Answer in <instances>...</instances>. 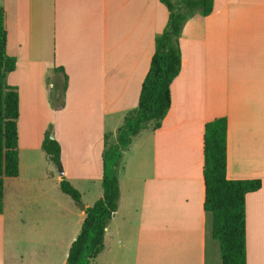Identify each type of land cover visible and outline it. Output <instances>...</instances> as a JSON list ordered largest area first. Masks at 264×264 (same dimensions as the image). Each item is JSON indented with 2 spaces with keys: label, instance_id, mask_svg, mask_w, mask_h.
<instances>
[{
  "label": "crops",
  "instance_id": "crops-1",
  "mask_svg": "<svg viewBox=\"0 0 264 264\" xmlns=\"http://www.w3.org/2000/svg\"><path fill=\"white\" fill-rule=\"evenodd\" d=\"M2 6L7 52L17 60L7 81L19 90L20 171L5 177L0 264L8 256L9 218L31 206L40 210V197L51 214L62 206L49 189L60 187L62 174L43 149L51 126L71 183L79 191L77 181L102 185L104 135L116 134L118 119L137 107L156 36L169 19L161 0H3ZM180 46L169 112L124 151L119 208L99 255L115 251L133 264H222L204 210L203 163L205 124L225 116L227 177L262 180L246 196L247 264H264V0H214L210 15L196 13L185 23ZM97 194L95 201L103 187ZM95 201L79 211L64 206L79 225L66 263L85 208ZM125 204L129 216L138 214L137 238L114 245L111 223Z\"/></svg>",
  "mask_w": 264,
  "mask_h": 264
},
{
  "label": "trees",
  "instance_id": "trees-1",
  "mask_svg": "<svg viewBox=\"0 0 264 264\" xmlns=\"http://www.w3.org/2000/svg\"><path fill=\"white\" fill-rule=\"evenodd\" d=\"M169 10L163 31L143 81L136 108L128 111L116 134L106 132L103 149V195L85 208L86 217L72 242L66 264H91L105 246L108 223L119 208L120 168L124 151L144 129H158L171 108V84L182 67L180 37L185 23L196 13L213 11L214 0H161ZM16 57L7 52L5 10L0 8V214L4 212L5 177H16L19 157V90L7 81L16 68ZM64 71V69H62ZM68 85L65 74L63 90ZM228 119L206 122L204 133V210L211 216V234L219 242L222 264H247L246 196L262 186V180L227 177ZM49 160L62 174L61 190L76 202L81 192L65 174L62 145L51 126L43 141Z\"/></svg>",
  "mask_w": 264,
  "mask_h": 264
},
{
  "label": "rangeland",
  "instance_id": "rangeland-1",
  "mask_svg": "<svg viewBox=\"0 0 264 264\" xmlns=\"http://www.w3.org/2000/svg\"><path fill=\"white\" fill-rule=\"evenodd\" d=\"M2 4L3 0H0V7H3ZM61 84L59 86L60 94L63 89V84ZM124 121V118L120 117V121L118 119L119 125L122 126ZM146 131L145 136L150 133V131ZM83 156V160L87 164L88 154L85 152ZM127 158L128 155L125 153L122 160L125 162ZM53 167L58 172L56 166ZM74 168L76 169V167ZM82 169L84 171L92 170L87 165L83 166ZM75 183L82 193L80 201L82 204L95 201L97 193L102 189L101 183L95 184L85 180ZM47 185L49 187L50 182ZM53 185L49 189L59 204H62L60 211L51 214L46 210L47 207H44L46 198L40 197L37 204H41L40 210L39 206H31L24 214H17L15 219L12 217L8 219L6 230L8 256L3 264H66L67 243L73 233L78 231L79 225L74 223L75 217L70 216L68 218L65 216L67 210L64 209V206H73L75 211H79L82 207L79 202L65 194L60 187L57 189ZM124 187L128 186L124 184ZM129 210L130 208L125 204L121 213L111 223L109 238L114 245L119 239L131 241L137 238L138 226L133 221L138 219V214H135L134 211V216H129ZM91 264H133V262L129 260L128 255L121 259L114 251L99 255Z\"/></svg>",
  "mask_w": 264,
  "mask_h": 264
},
{
  "label": "water",
  "instance_id": "water-1",
  "mask_svg": "<svg viewBox=\"0 0 264 264\" xmlns=\"http://www.w3.org/2000/svg\"><path fill=\"white\" fill-rule=\"evenodd\" d=\"M79 204H80V206H81L82 208L85 207L84 204H82L80 201H79Z\"/></svg>",
  "mask_w": 264,
  "mask_h": 264
}]
</instances>
